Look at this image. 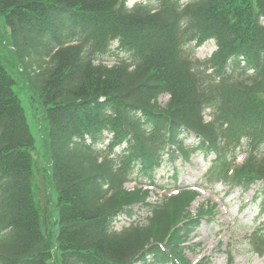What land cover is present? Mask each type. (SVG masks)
<instances>
[{"label":"trees","instance_id":"trees-1","mask_svg":"<svg viewBox=\"0 0 264 264\" xmlns=\"http://www.w3.org/2000/svg\"><path fill=\"white\" fill-rule=\"evenodd\" d=\"M156 4L151 12L125 0H0V41L44 106L58 208L53 221L33 197L34 138L0 64V264H188L182 244L214 205L192 213L196 191L149 203L147 190L124 187L151 182L164 156L212 153L204 179L243 191L258 184L263 205L264 0ZM208 39L216 50L194 58ZM103 133L109 143L97 149ZM137 203L151 211L147 224L113 231ZM257 232L250 241L262 254Z\"/></svg>","mask_w":264,"mask_h":264},{"label":"rangeland","instance_id":"rangeland-1","mask_svg":"<svg viewBox=\"0 0 264 264\" xmlns=\"http://www.w3.org/2000/svg\"><path fill=\"white\" fill-rule=\"evenodd\" d=\"M1 42L3 43V40ZM213 49H215V45L212 42H207L196 49L195 55L202 59L209 55ZM0 64L14 79L12 88L19 98L27 125L34 138V147L30 151L33 196L41 212L47 211L48 216L54 221L58 213L56 206L57 191L51 175H49L50 161L46 146L48 125L38 88L22 78L12 50L3 45H0ZM107 64H111V61L108 60ZM158 100L163 105L167 101V96L163 95ZM192 142V136L185 139L186 145ZM244 157L245 154L239 150L236 157L237 161L243 160ZM211 159L212 155L204 158L203 155L195 153L191 156V161L188 164L177 160L173 164L174 167L178 168L176 187H174L171 167L163 166L155 174L156 184H161L162 178L166 177L164 181L168 183L167 190L185 186L193 188V185L200 184V195L190 206L193 213L200 203H205L208 206L214 205L215 214L204 217L201 225L185 243L184 257L191 263L205 257L210 261V264H227L226 250H229L232 256L230 264H264V255L255 252L254 245L250 241L252 233L257 232V230L260 231L257 234L262 233L264 237V214H259L260 200H254L257 185L243 192L237 187L228 190L221 183L202 184V176ZM133 184L128 183L126 187L131 188ZM160 194L159 189H151L149 201H155ZM132 210L133 215L131 217L121 216L117 219L116 230H120L130 223L146 224L150 214L145 207L136 205ZM56 229L57 224H54L51 231L55 233Z\"/></svg>","mask_w":264,"mask_h":264}]
</instances>
